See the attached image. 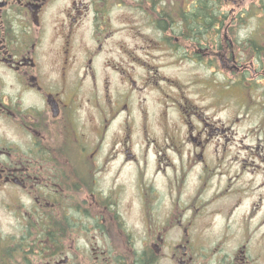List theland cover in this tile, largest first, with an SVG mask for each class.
I'll list each match as a JSON object with an SVG mask.
<instances>
[{
    "label": "flooded vegetation",
    "instance_id": "flooded-vegetation-1",
    "mask_svg": "<svg viewBox=\"0 0 264 264\" xmlns=\"http://www.w3.org/2000/svg\"><path fill=\"white\" fill-rule=\"evenodd\" d=\"M258 8L261 0H0V264H264V182L257 196L249 181L234 188L251 174L240 160L203 197L209 166L225 157L209 149L224 124L157 62L264 71L255 68ZM179 124V148L151 146L150 135ZM217 197L225 200L210 207ZM215 214L221 229L211 236Z\"/></svg>",
    "mask_w": 264,
    "mask_h": 264
},
{
    "label": "rangeland",
    "instance_id": "rangeland-1",
    "mask_svg": "<svg viewBox=\"0 0 264 264\" xmlns=\"http://www.w3.org/2000/svg\"><path fill=\"white\" fill-rule=\"evenodd\" d=\"M262 10L258 8V19L264 20V0H261ZM258 40L257 45H261L262 38L264 37V29H260L257 33ZM263 45V44H262ZM258 55V53H257ZM159 65L163 66L162 70L167 73L175 75L180 83H185L186 95L194 102L201 106L207 117L221 121L224 131L219 132L217 136L211 138V144L209 146L210 155L216 156V159L222 158L220 167L216 165H210L211 170L214 169V174L208 178V190L203 195L206 199L212 196L213 191L218 187L219 181H223L225 175L220 174L223 170L228 173L230 170H234L240 164V160H247L248 170L241 175L242 180L234 185V188L245 192L246 182H251V195L257 196L262 189H257L260 182H264V71L249 73L245 71L241 75L242 80L240 82H232L235 80V73L233 70H227L221 68L219 62H201V61H178L175 64L168 62L165 59H158ZM167 64L168 66H164ZM262 66L259 56L255 68L259 69ZM219 99V100H217ZM172 117L175 118V123H182L184 116L180 115L176 110L171 112ZM240 119L237 122L235 119ZM158 123L154 118H152ZM153 121V122H154ZM182 124L171 127V131L166 137L155 138L150 135L149 142L151 146H155L157 142L161 145V149L179 148L182 143V135L179 133ZM148 128H151L150 123L147 124ZM157 128L153 127V134H156ZM162 134V130L158 129ZM219 147L217 148L216 146ZM141 148V144L137 147ZM156 150L153 147H149V150ZM182 149L186 150L187 146ZM218 149V150H217ZM220 150V151H219ZM219 162V161H218ZM143 163V161H141ZM151 173L152 167H149ZM240 169L237 176L240 174ZM255 172V173H253ZM130 183L127 189V198H132L137 193V176L132 172H129ZM135 176V177H134ZM200 173L194 172L190 175V186L188 189L183 190L181 194L182 199L187 198V193L195 192L197 188V179ZM214 176V177H213ZM158 178V179H157ZM260 178V179H258ZM156 184L159 187H163V178L161 174L156 177ZM210 179V180H209ZM258 185V186H257ZM218 198V197H217ZM234 196H229L226 199L231 200ZM211 199V198H210ZM223 199H215V202L210 205L214 207L218 205ZM250 199L245 201V205ZM137 202L135 201V204ZM245 207L241 209L244 211ZM209 214V210H208ZM209 232L210 235H216L221 229L220 223L222 222L221 215L209 216ZM256 227V222L249 223V229L252 231ZM220 228V229H219ZM264 232V228L261 231Z\"/></svg>",
    "mask_w": 264,
    "mask_h": 264
},
{
    "label": "trees",
    "instance_id": "trees-1",
    "mask_svg": "<svg viewBox=\"0 0 264 264\" xmlns=\"http://www.w3.org/2000/svg\"><path fill=\"white\" fill-rule=\"evenodd\" d=\"M261 38H262V42L260 41V43H262L263 45L262 44L261 45L258 44V56H259V60H260V62L262 64V66H259V70H264V37H261ZM212 62L214 63L215 61H212ZM226 64L227 65H226L225 69L233 70L235 75H236L235 79L242 80L241 75H238L235 72V69H234V66H233L234 62H226Z\"/></svg>",
    "mask_w": 264,
    "mask_h": 264
}]
</instances>
